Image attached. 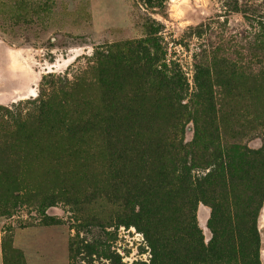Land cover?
Wrapping results in <instances>:
<instances>
[{
  "label": "rangeland",
  "instance_id": "obj_1",
  "mask_svg": "<svg viewBox=\"0 0 264 264\" xmlns=\"http://www.w3.org/2000/svg\"><path fill=\"white\" fill-rule=\"evenodd\" d=\"M142 1L0 0V176L7 189L22 173L34 191L15 208L9 205L10 215L0 217L1 230L5 235L11 229L12 236L15 230H54L53 239L46 232L35 235L43 243L49 237L48 263L64 262L67 242L69 264H153L147 223L132 217L123 204L132 188V161L138 160L140 169L155 181L162 178L160 167L166 159L139 157L153 136V104L158 101L151 97L142 58L119 55L125 52L124 44L154 33L155 61L183 76L181 103L192 105L194 58L217 45L224 19L218 0H161L164 9L155 13L147 11ZM234 1L242 9L264 14V0ZM227 21L229 32L246 28L240 14ZM209 23L202 38L192 37L190 29ZM183 127L189 142L193 125ZM223 127L227 130V124ZM249 129L253 130L243 132L241 142L260 151L264 126ZM2 137L15 144L4 145ZM119 140L132 141L134 151H120L115 146ZM56 187L64 188L65 195L44 217L38 207L42 196L35 195ZM202 199L188 196L187 202H193L197 227L207 245L212 210ZM155 201L156 216L149 224L170 233L180 222L176 204L160 196ZM233 204V222L245 241L257 232L259 260L264 264V200H250L238 184ZM53 222L59 224L45 226ZM187 242L182 237L175 263L166 264H195ZM71 243L77 249L93 246L96 254L86 257L79 250L71 262ZM53 246L59 248L55 251Z\"/></svg>",
  "mask_w": 264,
  "mask_h": 264
},
{
  "label": "trees",
  "instance_id": "obj_2",
  "mask_svg": "<svg viewBox=\"0 0 264 264\" xmlns=\"http://www.w3.org/2000/svg\"><path fill=\"white\" fill-rule=\"evenodd\" d=\"M218 1L222 5L224 23L217 45L201 51L194 58L196 89L192 105L181 103L183 76L170 72L165 62L159 66L155 61L158 42L152 37L154 33L124 44L125 52L118 53L119 57L142 58L148 69L151 97L158 101L153 104L150 130L153 136L146 141L139 157H145L147 161L158 156L166 159V163L158 164L162 178L155 181L150 173L140 169L138 160L137 163L132 161V188L127 193L128 201L123 204L130 209L132 217L147 223L145 236L153 250V264L175 263L173 257L182 237L195 253V264H261L257 232L252 231L248 242L245 241L233 222L232 210L238 184L250 200H264V148L253 152L241 142L243 132L255 130L249 129L253 126H264V14L242 9L237 1ZM142 2L151 13L164 9L161 0ZM237 14L242 15L246 28L239 33L229 32L227 20ZM211 24L190 29L192 37L202 38L203 29L211 28ZM183 123L193 125V138L189 142L185 140ZM2 142L6 146L15 144L7 137H2ZM115 146L126 153H132L135 147L129 140L116 141ZM206 169L208 171L203 172ZM23 177L24 174L17 173L12 187L6 189L0 176V217L10 215L9 205L15 208L16 203L25 201L27 193L34 192L28 189ZM64 192V188L56 187L46 194L38 192L35 195L42 196L38 207L44 217L45 211L54 207ZM159 196L176 204L182 217L178 227L170 233H164L152 225L153 222L149 224L156 216L158 203L155 200ZM188 196H202L212 210L209 221L212 237L207 245L197 227L193 202H187ZM214 219L219 220L217 226L213 224ZM58 224L53 222L45 226ZM4 233L1 241L3 264H25L21 252L13 247L12 230ZM94 249L93 246L77 249L71 243V262L81 253L79 250L88 257L96 254Z\"/></svg>",
  "mask_w": 264,
  "mask_h": 264
},
{
  "label": "crops",
  "instance_id": "obj_3",
  "mask_svg": "<svg viewBox=\"0 0 264 264\" xmlns=\"http://www.w3.org/2000/svg\"><path fill=\"white\" fill-rule=\"evenodd\" d=\"M1 223H0V264H3V256L1 252V241L3 237V231L1 230ZM48 233L50 239L55 238L53 235L55 234L54 230L51 229H22V230H15L13 233L12 244L14 249L21 252L24 257L25 264H69L67 258V242H66V259L62 263H52L46 262V242L49 237H44L43 242H39L38 238L36 237L39 234ZM36 235V236H35ZM57 242L53 241V245H56ZM57 247V246H56ZM55 246H53V250L56 251Z\"/></svg>",
  "mask_w": 264,
  "mask_h": 264
}]
</instances>
